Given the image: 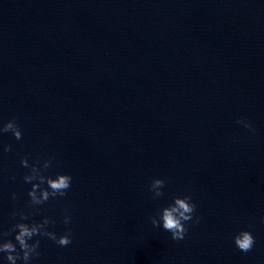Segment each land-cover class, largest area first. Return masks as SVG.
<instances>
[{
	"label": "water",
	"instance_id": "water-1",
	"mask_svg": "<svg viewBox=\"0 0 264 264\" xmlns=\"http://www.w3.org/2000/svg\"><path fill=\"white\" fill-rule=\"evenodd\" d=\"M13 118L0 229L49 217L72 233L33 237L30 264H264V0H0V126ZM25 156L54 157L43 174L71 175L67 194L30 205ZM185 195L196 210L174 241L149 217Z\"/></svg>",
	"mask_w": 264,
	"mask_h": 264
},
{
	"label": "clouds",
	"instance_id": "clouds-1",
	"mask_svg": "<svg viewBox=\"0 0 264 264\" xmlns=\"http://www.w3.org/2000/svg\"><path fill=\"white\" fill-rule=\"evenodd\" d=\"M237 123L243 125L244 128L254 132L255 129L245 119L238 118ZM16 140L22 139V132L19 125L16 123L15 118L9 120L0 126V133H9ZM11 145H4L3 151H11ZM54 157H50L45 160L42 165L39 162L29 164L28 158L25 156L21 158V165L29 169V172L23 176L25 183H31L32 187L28 191L27 195L30 198V205H43L50 198L64 197L67 194V190L71 187L72 177L69 174L57 173L55 178L52 176L44 175L43 172L47 171L52 166V160ZM35 181V183H33ZM166 181L160 178H154L149 184V191L152 193L153 199H159L163 197V188ZM46 185V187H44ZM13 200L17 199L16 194H13ZM196 205L192 202L190 195L183 197H174L173 202L167 207L158 210L157 215L150 216L149 219L153 227H161L171 233V239L174 241L183 240L187 233V222L193 220V214L195 213ZM19 216L20 221H26L29 219L28 214L24 212H13L12 217ZM200 217L197 216L195 223H199ZM65 225L71 223V216L65 215L63 218ZM55 223L49 217H45L39 223L33 222L32 224L17 222L11 226L8 230L0 229V253H4L5 259L8 264H17V261H21L22 264H30L34 257L40 255L38 249L40 246V240H35L32 243L33 237L41 236L47 237L54 241L61 247H66L72 243V233L69 228L65 234L57 236L55 232L48 231L49 224ZM15 233L14 240L3 239ZM234 244L241 252L248 253L253 249L255 244V237L250 231L242 230L234 237ZM18 245V248H17Z\"/></svg>",
	"mask_w": 264,
	"mask_h": 264
}]
</instances>
